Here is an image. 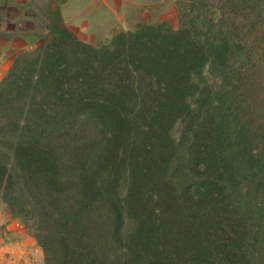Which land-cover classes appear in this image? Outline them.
<instances>
[{"label": "trees", "instance_id": "obj_1", "mask_svg": "<svg viewBox=\"0 0 264 264\" xmlns=\"http://www.w3.org/2000/svg\"><path fill=\"white\" fill-rule=\"evenodd\" d=\"M174 6L0 79V202L43 264H264V0Z\"/></svg>", "mask_w": 264, "mask_h": 264}, {"label": "crops", "instance_id": "obj_2", "mask_svg": "<svg viewBox=\"0 0 264 264\" xmlns=\"http://www.w3.org/2000/svg\"><path fill=\"white\" fill-rule=\"evenodd\" d=\"M16 1L17 7L0 9V17H7V21L0 23V79L18 53L62 33L94 44L97 32H105L104 36L109 38L122 29H131L130 26L178 23L171 0Z\"/></svg>", "mask_w": 264, "mask_h": 264}, {"label": "rangeland", "instance_id": "obj_3", "mask_svg": "<svg viewBox=\"0 0 264 264\" xmlns=\"http://www.w3.org/2000/svg\"><path fill=\"white\" fill-rule=\"evenodd\" d=\"M174 1L175 0H171L172 5H174ZM177 25L178 23L170 26L176 28ZM130 28L131 29L128 30L122 29L119 32L120 34H126L128 31L133 32L137 27L130 26ZM105 34V32L101 34L97 32V40L93 45L112 46L115 38L112 39V37L116 33L109 38L105 37ZM56 37L57 36L50 39H53L52 43L58 42ZM42 257V252L35 241L25 234L12 217L11 212L0 202V264H43Z\"/></svg>", "mask_w": 264, "mask_h": 264}]
</instances>
